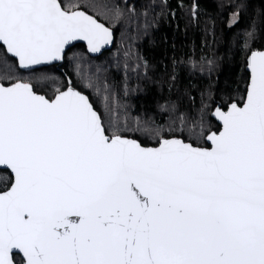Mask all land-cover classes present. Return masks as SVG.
<instances>
[{
	"label": "snow or ice",
	"instance_id": "1",
	"mask_svg": "<svg viewBox=\"0 0 264 264\" xmlns=\"http://www.w3.org/2000/svg\"><path fill=\"white\" fill-rule=\"evenodd\" d=\"M212 4L0 0V264H264V4Z\"/></svg>",
	"mask_w": 264,
	"mask_h": 264
},
{
	"label": "trees",
	"instance_id": "2",
	"mask_svg": "<svg viewBox=\"0 0 264 264\" xmlns=\"http://www.w3.org/2000/svg\"><path fill=\"white\" fill-rule=\"evenodd\" d=\"M67 2H76V0H67ZM172 4L175 5L178 0H171ZM187 2V0H186ZM251 6L253 8H259L262 4H264V0H249ZM207 6L212 7V0H207ZM167 35L169 37V40H171L172 35H173V30L167 26H163L161 28V31L159 33H157V37H162L163 35ZM179 38L177 39V43H179ZM165 48V45L163 43H159L158 46L156 48H149L147 41H145V52L146 53H150L153 54L155 56L156 59L161 58V54L163 53V50ZM77 51H86V46L83 44H78L76 45V49ZM170 54V53H169ZM108 56V52L104 53V57ZM104 57H100V59H103ZM47 71H50L52 73H55L57 75H60L62 72L67 71V67L63 66V65H52L49 66L47 69ZM142 99L141 97H135L134 100H140Z\"/></svg>",
	"mask_w": 264,
	"mask_h": 264
},
{
	"label": "water",
	"instance_id": "3",
	"mask_svg": "<svg viewBox=\"0 0 264 264\" xmlns=\"http://www.w3.org/2000/svg\"><path fill=\"white\" fill-rule=\"evenodd\" d=\"M76 45L78 44H83L86 46V42H83V41H79V42H74ZM53 65H59V64H53ZM52 66V65H51Z\"/></svg>",
	"mask_w": 264,
	"mask_h": 264
}]
</instances>
